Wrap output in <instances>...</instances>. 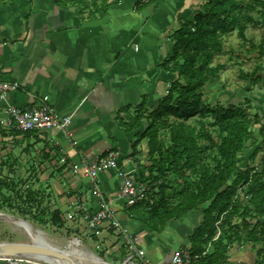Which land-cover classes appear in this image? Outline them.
<instances>
[{"label": "crops", "instance_id": "1", "mask_svg": "<svg viewBox=\"0 0 264 264\" xmlns=\"http://www.w3.org/2000/svg\"><path fill=\"white\" fill-rule=\"evenodd\" d=\"M205 1L109 0L104 15L92 19L91 10L82 11L74 0H2L0 84L17 81L19 87L10 90L6 99L0 98V120L10 105L30 108L46 101L60 114L72 115V123L65 131L21 133L0 122V173H8L1 164L12 161L17 166L32 155L34 161L47 166L43 175L68 179L65 191L73 195L72 202L79 197L82 207L97 210L95 192H101L116 211L119 225L138 237L148 258L155 263L169 260L184 242V224L193 222L199 212L168 221L162 232L129 213L119 195V168L144 182H148L149 170H140L143 162L136 159L140 144L134 153L137 130L120 126L119 117L125 115L122 108L129 107L128 112L134 115L143 100L149 106V100L157 97L158 104L166 94L176 79V74L162 67L173 46L170 36L183 20L192 21L204 12ZM112 150L120 153L116 168L98 171L95 178L74 169L83 162L93 165L100 155ZM143 150L148 153L147 140ZM63 156L66 162L60 160ZM196 217L200 222L202 214ZM112 222L105 221L88 235L81 216L70 221L97 254L105 251L103 258L114 261L111 258L121 257L125 248L119 228ZM244 253L233 262L254 264L256 252Z\"/></svg>", "mask_w": 264, "mask_h": 264}, {"label": "trees", "instance_id": "2", "mask_svg": "<svg viewBox=\"0 0 264 264\" xmlns=\"http://www.w3.org/2000/svg\"><path fill=\"white\" fill-rule=\"evenodd\" d=\"M74 1L82 11L90 9L92 19L102 17L110 5L109 0ZM257 5L264 6V0H208L204 12L192 21L183 20L170 36L173 46L162 67L176 74V79L157 106L148 109L143 100L134 115L129 107L120 110L125 115L119 117V125L137 130L134 153L144 139L148 141L152 160L148 183L157 189L153 204L141 202L128 211L156 232H162L172 219L202 212L188 248L196 255L194 264H237L228 254L235 243H252L254 264H264V167L261 171L238 167L239 154L250 138V114L236 105L213 106L202 96L205 85L223 68V64H213L223 50L221 34L241 19L255 21L245 12ZM259 11L264 24V9ZM259 52L264 55L263 44ZM197 115L213 118L217 138L203 122L199 128L189 122ZM165 133L167 139L162 138ZM260 133L264 136V126ZM210 148L214 154L207 162ZM170 175L173 178L166 180Z\"/></svg>", "mask_w": 264, "mask_h": 264}, {"label": "rangeland", "instance_id": "3", "mask_svg": "<svg viewBox=\"0 0 264 264\" xmlns=\"http://www.w3.org/2000/svg\"><path fill=\"white\" fill-rule=\"evenodd\" d=\"M260 9H264V6L257 5L255 10L245 12L248 16L254 17L255 21L241 19L229 32L221 34L223 50L216 55L213 64H223V68L218 77L212 78L202 90V96L209 104L213 106L236 105L250 114L252 120L250 138L244 150L239 154L238 167L241 170L255 168L261 171L264 167V136L260 133L261 127L264 126V55H260L259 52L261 44L264 46V24L260 21L262 18ZM242 26H245L244 37L241 35ZM251 74L255 75L252 77ZM255 78L260 79L255 81ZM156 99L157 97H154L151 101L149 100L148 109L157 104ZM136 112L137 110H134L135 114ZM213 121L212 117L203 119L198 115L189 120L197 128L203 122L217 138L218 128L213 127ZM144 122L147 123V120ZM167 136L165 133L162 138L167 139ZM145 140L140 143V151L136 152V155L140 156L136 158L138 162H143L139 164L140 170L152 165L150 156L143 150ZM206 153V161H212L213 150L210 148ZM43 160L47 161L48 156H44ZM1 165L5 166L8 173H0V243H32L28 233L29 229L17 222L15 219L17 218L28 222L39 231L43 236L42 241L56 243L65 250L83 252L87 249L103 258L105 251H101L100 255L97 254L87 243V237L73 228L70 223L68 217L70 214L78 217L82 215L81 199L76 197L73 202L70 200L73 195L69 190L65 191L68 186L66 177L43 175L44 168L47 166L34 161L32 155L24 158L17 166L16 162L12 161ZM170 178L173 176H167L166 180ZM197 212L199 214L193 216V222L184 224L187 229L181 233V236L185 237L184 242L181 243L183 248H190V237L202 220L201 217L200 222H196L198 218L196 216L202 214L200 211ZM67 240H77L80 246L69 245ZM174 250L175 248L172 252ZM123 251L121 257L111 258L116 262L106 261L122 264L118 262L123 261V257H126L128 253L125 249ZM244 252L251 255L256 252V249L252 243L244 245L235 243L229 249L228 254L235 261L238 256H241L240 253L245 254ZM114 254L115 252L112 253Z\"/></svg>", "mask_w": 264, "mask_h": 264}, {"label": "built area", "instance_id": "4", "mask_svg": "<svg viewBox=\"0 0 264 264\" xmlns=\"http://www.w3.org/2000/svg\"><path fill=\"white\" fill-rule=\"evenodd\" d=\"M2 0H0V6ZM19 87V82L14 81L12 83L2 82L0 84V98L6 99L10 90H15ZM1 124L8 130L17 132H29L35 130H67L72 123V115L60 114L54 106L48 102H42L39 105L32 106L30 108H21L16 105H10L7 109V113L0 120ZM120 153L117 151H109L106 154L100 155L93 165L83 162L80 167L74 166L76 171H82L85 175L92 178L96 177V173L101 170H107L116 168L118 166V160ZM62 162H66V157L63 156L60 159ZM118 175L121 178V186L119 188V195L124 200L127 207L134 206L141 202H149L153 204L154 194L157 189L151 188L147 181H139L134 177L132 172H126L124 169L119 168ZM95 197L98 200L99 208L97 210H89L85 207H80L82 211L81 218L86 221V232L90 235L93 231L99 229V227L105 221H113V225L119 228V234L123 243V247L128 252L124 258V264H194L196 255L188 248L180 247L175 250L170 257L164 263H155L150 260L146 254V250L141 246L138 237L125 228H122L117 222L116 211L108 204L104 195L96 191ZM70 220H76L77 216L70 214ZM0 262H6L7 264H23L26 261L20 260V258H0Z\"/></svg>", "mask_w": 264, "mask_h": 264}, {"label": "bare ground", "instance_id": "5", "mask_svg": "<svg viewBox=\"0 0 264 264\" xmlns=\"http://www.w3.org/2000/svg\"><path fill=\"white\" fill-rule=\"evenodd\" d=\"M13 218V217H12ZM17 222H19L20 224H22L25 228L29 229L28 232L29 236L31 238L32 243L31 244H27V245H32V246H42V247H46V248H50L53 250H57L59 252H61L62 254H64V256H71V259L68 260V262L70 264H86L83 260H80L77 258L78 255H85V256H89V257H95V258H99V259H103L101 257H99L98 255H96L95 253H93L90 250H85V251H77V250H65L63 249L60 245L56 244V243H50L48 241H42V234L37 231L34 227H32V225H30L28 222L24 221V220H19L17 218H15ZM67 243L69 245L72 246H80V243L77 240H67ZM20 260H29L32 262H38L40 264H62V261L60 258L57 257H53V256H49V255H30V256H20L19 257Z\"/></svg>", "mask_w": 264, "mask_h": 264}, {"label": "water", "instance_id": "6", "mask_svg": "<svg viewBox=\"0 0 264 264\" xmlns=\"http://www.w3.org/2000/svg\"><path fill=\"white\" fill-rule=\"evenodd\" d=\"M33 254L57 257L63 260L62 264H70L68 260L71 259V256H64V254L57 250L23 243H0V258H19L20 256H30ZM77 258L83 260L86 264H115L104 259L101 260L81 254Z\"/></svg>", "mask_w": 264, "mask_h": 264}]
</instances>
